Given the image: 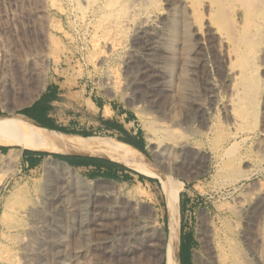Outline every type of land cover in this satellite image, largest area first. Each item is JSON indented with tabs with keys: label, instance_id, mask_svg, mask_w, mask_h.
Returning <instances> with one entry per match:
<instances>
[{
	"label": "rangeland",
	"instance_id": "1",
	"mask_svg": "<svg viewBox=\"0 0 264 264\" xmlns=\"http://www.w3.org/2000/svg\"><path fill=\"white\" fill-rule=\"evenodd\" d=\"M157 1L159 7L155 10L145 0H0V49L6 55L0 64V98L7 102L18 100L37 83L34 72L51 67L86 80L94 95L134 114L144 141V153L138 151L152 163L162 162V148H172L168 172L183 186L179 193V235L180 242L183 239L189 248V254L186 247L183 252L184 264H196L209 239L235 246L239 264H264V34L253 55L260 88L255 96L256 116L248 119L247 129L242 130V122L231 120L227 114L226 106L232 97L229 83L219 73V48L214 49L219 39L228 41L210 23L207 6L202 9L204 22L196 26L199 34L195 41L202 44L203 51L195 59L198 67L185 93L187 100L178 104L163 93L159 84L151 85L147 75L141 85L126 75L124 62L134 50V38L141 25L145 26L143 19L159 27L167 4L176 6L179 2ZM124 25L125 30L117 36L121 44L111 52L117 27ZM143 40L138 47L142 48ZM135 64L133 74L140 68L139 63ZM42 90L40 87L38 93ZM12 115L19 114H4L0 120ZM85 119L88 121L84 126L90 122L89 115ZM171 129L177 130L173 134ZM164 131L173 134L175 140L165 138ZM64 134L128 145L122 142L125 138L100 133L90 126ZM153 137L155 140L149 141ZM233 142L235 164L228 167L223 151ZM24 151L17 146H0V264H163L166 203L156 179L135 172L144 178L140 181L130 173L134 171L118 163L128 172L105 176L92 169L78 170L53 155L44 157L31 172L21 168ZM54 162L67 165L74 177L54 168L44 170V163ZM228 172H238L239 179L225 182L223 174ZM101 179L109 180L112 187L100 192L96 181ZM106 194L112 198H106ZM119 232L124 236L120 240L125 242L122 247ZM129 248L133 250L130 255L119 256L120 251Z\"/></svg>",
	"mask_w": 264,
	"mask_h": 264
},
{
	"label": "bare ground",
	"instance_id": "2",
	"mask_svg": "<svg viewBox=\"0 0 264 264\" xmlns=\"http://www.w3.org/2000/svg\"><path fill=\"white\" fill-rule=\"evenodd\" d=\"M174 1H177V0H174ZM145 2L147 3L146 0H145ZM159 4L161 5L160 2H159ZM147 6L149 8L156 10L157 7H159L158 1L157 0H149V4ZM205 6H207V17L209 18L210 23L213 25V27H216V29H217V31H219V33L220 32L223 33L225 35L224 37H226V40L228 41V43H225V42H223L222 39H219V42L217 43V45H215V48H214L215 50H216V46H218V48H219L220 55L217 58V59H219V65H218L219 66L218 69H220L219 73H221V77L229 83V92L231 93V97H232L231 100L228 101L229 102L228 105L226 103L227 109L229 108V110L227 111L228 112L227 114L229 115V118H231V120L241 121L242 124L240 125L241 126L240 128L242 130H245V129H247L246 121L255 115V112H254V110H255V96H256L258 90L260 89L259 88V81H258L259 77H257V75H256L254 62H253V60H254L253 55L255 53L256 48L258 47V44H259L258 41L261 38V35L264 34L263 33V31H264V0H179V2H177L176 6H173L171 4H167L166 13L164 14V17L160 20L159 27H157L158 25L155 26L152 22H144V19H143V24H145V26L143 27V25H141L143 28L141 27V30H139V32L136 34V37L134 38V42L132 41L133 46H134V50L131 51V53H129L127 55L126 61L124 62L125 63V65H124L125 69L124 70H125L126 75H131L130 80L132 82H136L138 85H141V83H142L141 81L143 79L146 82L144 75H147V77L150 79L151 85L156 86L157 84H159L162 88L163 93L164 92L168 93L173 98V100L177 101L178 104L182 103L184 98L187 97V95L185 96V93L189 90V89L187 90V88L190 87V82H191V80H193V79H191V77H192V74H194V69H196V67H198L197 64H195V59L200 54V52L203 51L201 46H200L202 44L198 45V42L196 43L195 40H197L196 36H198V34H199L196 26H200L202 24V22H204V21H202L203 20L202 19L203 18L202 17V11H203L202 9L205 8ZM86 8H88V7H86ZM204 13L205 12H203V14ZM128 19H129V17H128ZM128 21H130V20H128ZM140 22H142V21H140ZM137 25H139V24H137ZM137 27L139 28L140 25ZM213 27H211V29H213ZM125 28H126L125 25L122 27H117V31H116L115 36L116 37L120 36L123 33V30H125ZM130 28H131V26H130ZM135 29L138 31L137 28H135ZM203 34L204 33L202 32L201 35H203ZM214 38H216V37L214 36ZM141 39H144L143 40L144 42L142 41V43H143L142 48L138 47L140 44L139 41H141ZM208 40H207V42H209ZM261 40H262V38H261ZM112 41L113 42L111 43V45L109 47V50L111 52H112V50L114 51L116 48H118L121 44L119 37L115 38ZM211 41H213V40H211ZM206 44H208V43H206ZM210 44H211V46L213 45L212 43H210ZM207 46H209V44ZM135 48H136V50H135ZM215 50H213V51H215ZM263 51H264V49H263ZM260 52H262V51L260 50ZM261 55H263V54H261ZM215 56H214V60H215ZM212 57H209V58H212ZM4 58H6V55L0 49V64L2 63ZM214 60L212 61V59H211L212 63L214 62ZM137 62L140 64V65H138L140 68L138 71L135 70L137 72L135 74H133L132 73V69H133L132 66ZM212 63H211V65L213 66ZM137 64H135V65H137ZM262 65L263 64L261 63V66ZM202 69L200 70V72L202 71ZM235 69H237V71ZM196 71H197V69H196ZM200 72H199V74H200ZM218 77L219 76H217V79H218ZM203 80H205V79H203ZM261 80H262V78H261ZM216 83H217V81H216ZM205 84H206V82H205ZM159 85H157V86H159ZM206 86H205V88H206ZM141 87H143V86H141ZM222 87L224 88V86H222ZM134 89H135V87H134ZM144 89H146V88L144 87ZM210 89H212V88H210ZM206 90H208V89H206ZM214 90L215 89H213L212 92ZM224 90H226V88ZM139 91H141L140 88H139ZM204 91H205V89H204ZM210 92H211V90L209 91V93ZM259 93H260V91H259ZM214 94H216V93H214ZM170 96H167V97H170ZM191 96H193V95H191ZM211 99L213 100V98H211ZM215 100H216V97H215ZM227 100H229V98ZM257 101H258V99H257ZM163 103H161V104H163ZM203 103H205V102H203ZM172 105H174V103ZM200 105H202V104H200ZM86 106H87L88 112H95L96 111L95 106L88 101L86 102ZM202 106H204V105H202ZM211 108H212V106H211ZM177 109H179V108H177ZM177 109H175V110L177 111ZM190 110H191V108H190ZM206 110H208V109H206ZM220 110H222V109H220ZM167 111L168 110H166V112ZM170 111H171V108H170ZM176 111L173 113L176 114ZM169 112H168V114H169ZM173 113H172V115H173ZM193 113H194V111H193ZM109 115H110L109 112L106 111L105 116H109ZM172 115H170V116H172ZM205 115H206V113H205ZM174 116H176V115H174ZM178 117H179V115H178ZM164 118H165V116H164ZM170 119H172V118H170ZM200 120H202V119H200ZM222 121H224V120H222ZM171 122H173V120ZM151 124H153V123H151ZM157 124L158 123H156V126H157ZM161 125H164V124H161ZM170 126H172V123ZM170 126H168V127H170ZM165 127H166V125H165ZM200 127H201V125H200ZM161 129H164V127ZM176 130H172L173 134L175 133ZM173 134H172V136H173ZM231 134H233V133H231ZM221 135H222V133H221ZM164 136L167 139H173V137L171 136V134L169 132H165ZM179 136H180V134H179ZM235 136H236V134L234 133L233 137H235ZM153 140H155L154 137L151 138L149 141L152 142ZM173 140H175V139H173ZM240 140H242V139H240ZM176 142H178V141H176ZM216 142H218V141L215 140V143ZM240 142H242V141H240ZM157 143H159V142H157ZM221 143H222V141H221ZM181 144H179V145H181ZM0 146H2V147H16L17 146L21 150H26V151H30V152H34V153L48 154V155L82 156V157H95V158H100V159H106L108 161L118 163V164H120V165H122L128 169H131L132 171H134V173L136 172L138 174L149 177L150 179L151 178L156 179L160 184V189L164 195L165 203H166V206H165L166 212L165 213H166L167 231L165 234L166 242H165V248H164V253H163V264H180V255H179V248H180L179 193H180L183 186L175 178H172L170 176V173L168 172L169 164L171 163V162L168 163V159H170L171 156L173 158V155H174L171 147L162 148L161 152L165 157H162V158H164V159H161L162 162H156V164H154L145 155L140 153L137 149H135L132 146L124 145V144H116V143L106 142V141H96V140L87 139V138L85 139V138H82L79 136L68 135V134H64V133H61V132H58L55 130L45 129V128H42V127L34 124L33 122L29 121L28 119L24 118L21 115H18V116L12 115L9 118H5V119L0 120ZM235 146H236V143L233 142L232 145H230L227 149H225L223 151V154L228 158V162L226 163V166H228V167H231L235 164L234 163V154L236 151ZM155 150H156V148H155ZM186 158H188V156ZM157 166L159 168L163 169L164 171H161L160 169H158ZM43 167H44V170H46V171L50 170V168H54L56 170H59L61 173H65V174H68V175H71L74 177V171L72 169H70L65 164H61L58 162H54L53 164H50V163L45 164L44 163ZM237 176H238V172L237 173L228 172V173L223 174L224 181L227 183L233 182L234 180H236ZM237 179H239V178H237ZM262 197H264V196H262ZM236 208H238V207H236ZM245 213H246V211H245ZM132 218H134V217H132ZM120 225L121 224H119L118 226H120ZM136 227H139V226H136ZM162 232H164V231H162ZM226 234H228V233H226ZM258 235H260V234H258ZM114 236H115V234H114ZM117 237L119 238L118 243H119V245H121L120 247L124 246L125 242H124V244L122 242H120L121 239L122 240L124 239L123 234L120 233V234H118ZM262 239L263 238L260 237V241H262ZM257 240H259V239H257ZM132 242L133 241H131V243ZM257 242H259V241H257ZM129 244H130V242H129ZM126 245L128 246L127 243H126ZM260 245H261V243H260ZM132 251L133 250L131 248L126 249L124 252L122 250L119 252V256H121V254H122V256H123V254L130 255L132 253ZM241 253L242 252H240L239 254H241ZM133 254H134V252H133ZM257 254H260V253H257ZM258 256H256V257H258ZM127 257L128 256H126V258ZM253 257H255V256H253ZM123 258L124 257H122V260H124ZM117 259L119 260V258H117ZM238 259H239L238 253L235 249V246H233L230 243L223 242L221 240L212 239L210 241V239H209V241H207V244L205 246L203 255L196 258V264H239ZM243 259H244V257L242 258V260ZM120 260H121V258H120ZM15 263H16V261H15Z\"/></svg>",
	"mask_w": 264,
	"mask_h": 264
},
{
	"label": "crops",
	"instance_id": "3",
	"mask_svg": "<svg viewBox=\"0 0 264 264\" xmlns=\"http://www.w3.org/2000/svg\"><path fill=\"white\" fill-rule=\"evenodd\" d=\"M34 75L37 83L34 87L26 89L18 100L7 102L0 98V116L11 112L17 113L34 124L49 130L57 128L68 132L83 130L84 127L89 128L90 126L103 134L121 136L125 138L123 143L131 145L128 143L131 142L143 149L144 141L140 137L138 126L135 124L134 114L130 111L120 110L119 107L94 95L86 80L74 78L70 71L53 67L44 69L41 73L34 72ZM40 87L43 90L38 93ZM87 101L95 106V112L89 113L87 111ZM106 111L109 112V116H105ZM87 115H89L90 122L84 126V122L88 121L85 119ZM24 152L21 161L22 169L32 172L44 161L39 153L28 151L24 154ZM66 157H70L74 162L85 159L101 160L75 156ZM114 164L117 165L106 161L98 170L92 167L76 169H92L100 175L114 176L121 173ZM109 182V180L101 179L96 181V187L101 192L105 187H112ZM105 196L112 198L108 194Z\"/></svg>",
	"mask_w": 264,
	"mask_h": 264
},
{
	"label": "trees",
	"instance_id": "4",
	"mask_svg": "<svg viewBox=\"0 0 264 264\" xmlns=\"http://www.w3.org/2000/svg\"><path fill=\"white\" fill-rule=\"evenodd\" d=\"M51 130H55V131H58V132H62V133H67L66 130L64 129H51ZM129 144H131L132 146L136 147L138 150H140V152L144 153L143 149L141 147H139L138 145L136 144H133L131 142H128ZM1 150H4V149H1ZM28 153V151H25L24 154ZM40 157L41 158H44L46 156H49L47 154H42V153H39ZM53 157H55L56 159L66 163L68 166L70 167H74V168H89V167H92V168H95L96 170H98L99 168H101L102 164L103 163H106V161H103V160H94V159H85V160H82V161H78V162H74L70 157H65V156H56V155H53ZM115 165V164H114ZM116 167H118V169L121 171V172H128V170H126L124 167L122 166H119V165H115ZM31 169V167H30ZM130 172V171H129ZM136 176H138L139 180L140 181H143L144 178L141 177L140 175H137L133 172H130ZM115 176V175H114ZM127 179V177H126ZM149 182H151V180H148ZM185 247L187 248V252L189 254V248H188V245L185 243V241H183V239H181V242H180V248H179V255H180V264H184V260H183V252H184V249Z\"/></svg>",
	"mask_w": 264,
	"mask_h": 264
},
{
	"label": "water",
	"instance_id": "5",
	"mask_svg": "<svg viewBox=\"0 0 264 264\" xmlns=\"http://www.w3.org/2000/svg\"><path fill=\"white\" fill-rule=\"evenodd\" d=\"M56 156H61V155H56ZM66 157V156H65ZM101 160H105V159H101ZM107 161V160H106ZM110 162V161H109ZM113 163V162H112ZM157 168L158 169H160L161 171H164L163 169H161V168H159L158 166H157Z\"/></svg>",
	"mask_w": 264,
	"mask_h": 264
}]
</instances>
